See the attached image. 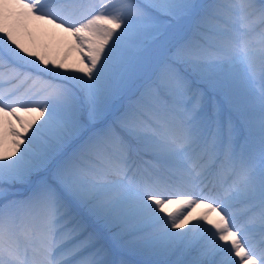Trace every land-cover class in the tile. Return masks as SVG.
Returning <instances> with one entry per match:
<instances>
[{
  "label": "snow or ice",
  "instance_id": "snow-or-ice-1",
  "mask_svg": "<svg viewBox=\"0 0 264 264\" xmlns=\"http://www.w3.org/2000/svg\"><path fill=\"white\" fill-rule=\"evenodd\" d=\"M0 264H264V0H0Z\"/></svg>",
  "mask_w": 264,
  "mask_h": 264
},
{
  "label": "rangeland",
  "instance_id": "rangeland-1",
  "mask_svg": "<svg viewBox=\"0 0 264 264\" xmlns=\"http://www.w3.org/2000/svg\"><path fill=\"white\" fill-rule=\"evenodd\" d=\"M23 39H24V42L27 44L28 43V38L24 37ZM74 60H75V54L72 53V54L69 55L67 62L68 63H72Z\"/></svg>",
  "mask_w": 264,
  "mask_h": 264
},
{
  "label": "bare ground",
  "instance_id": "bare-ground-1",
  "mask_svg": "<svg viewBox=\"0 0 264 264\" xmlns=\"http://www.w3.org/2000/svg\"><path fill=\"white\" fill-rule=\"evenodd\" d=\"M41 39H46V38H44V37H41Z\"/></svg>",
  "mask_w": 264,
  "mask_h": 264
}]
</instances>
